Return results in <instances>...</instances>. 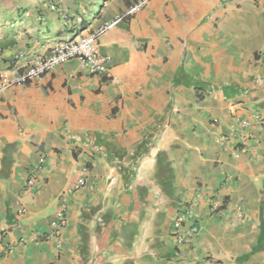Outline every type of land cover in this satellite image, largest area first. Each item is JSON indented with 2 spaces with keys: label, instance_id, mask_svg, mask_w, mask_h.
I'll return each instance as SVG.
<instances>
[{
  "label": "crops",
  "instance_id": "crops-1",
  "mask_svg": "<svg viewBox=\"0 0 264 264\" xmlns=\"http://www.w3.org/2000/svg\"><path fill=\"white\" fill-rule=\"evenodd\" d=\"M138 1L0 0V264H264V0ZM106 24L113 81L75 59L15 82Z\"/></svg>",
  "mask_w": 264,
  "mask_h": 264
},
{
  "label": "built area",
  "instance_id": "built-area-1",
  "mask_svg": "<svg viewBox=\"0 0 264 264\" xmlns=\"http://www.w3.org/2000/svg\"><path fill=\"white\" fill-rule=\"evenodd\" d=\"M147 2L148 0H139L132 9L131 13H133L135 10L143 8ZM55 7L56 5L52 4L50 9L54 10ZM109 26V24H106L96 32L87 34L85 36H77L61 42L52 48L47 54L36 58L27 71L15 79V82L18 84H25L39 79L42 75L51 72L55 67L75 59L82 63L90 75L102 76L113 81L110 73L111 59L109 56L99 54L96 44L99 33L107 30ZM262 123L263 118L258 113H251L249 116L239 122V127L242 133L239 137V148L234 152V157H238L240 154H245L251 143L258 145L259 140L256 134L251 132V128L254 126H260ZM37 171H39V166L32 169L27 181L28 186H33L35 184V174ZM82 185L83 180L79 179L74 184V188H79ZM212 207L214 210L217 209L215 203L212 204ZM241 215V211H238L237 217L241 218ZM191 218L192 213L190 209H187L184 213L178 215L175 218V221L179 223L183 221L191 222L187 226L184 235L175 236V244L178 247L190 245L198 234V226L195 224V222L191 221ZM65 223L66 218L64 211L59 210L56 214V220L51 224V236L57 237L61 229L65 226Z\"/></svg>",
  "mask_w": 264,
  "mask_h": 264
},
{
  "label": "rangeland",
  "instance_id": "rangeland-1",
  "mask_svg": "<svg viewBox=\"0 0 264 264\" xmlns=\"http://www.w3.org/2000/svg\"><path fill=\"white\" fill-rule=\"evenodd\" d=\"M78 5L81 8L82 15H85V12L88 14H92L96 10V7L99 6L100 9H105L109 7L110 4L114 2V0H77Z\"/></svg>",
  "mask_w": 264,
  "mask_h": 264
}]
</instances>
